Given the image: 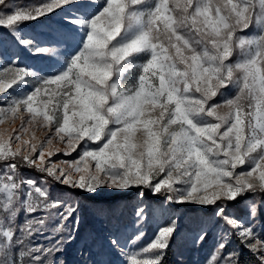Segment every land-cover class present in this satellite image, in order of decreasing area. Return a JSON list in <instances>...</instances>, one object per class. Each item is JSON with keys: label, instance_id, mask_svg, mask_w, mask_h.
<instances>
[{"label": "snow or ice", "instance_id": "snow-or-ice-1", "mask_svg": "<svg viewBox=\"0 0 264 264\" xmlns=\"http://www.w3.org/2000/svg\"><path fill=\"white\" fill-rule=\"evenodd\" d=\"M53 16L44 40L24 32ZM0 29L18 49L0 41V264H64L81 207L53 199L49 181L88 194L138 190L136 233L107 237L126 264H164L174 243L200 247L213 232L205 264H241L245 250L264 264V0H0ZM23 50L56 59L42 75ZM58 152L76 156L52 162ZM149 193L212 215L182 237L167 209L169 222L133 250L146 237Z\"/></svg>", "mask_w": 264, "mask_h": 264}, {"label": "rangeland", "instance_id": "rangeland-1", "mask_svg": "<svg viewBox=\"0 0 264 264\" xmlns=\"http://www.w3.org/2000/svg\"><path fill=\"white\" fill-rule=\"evenodd\" d=\"M13 2L20 6L25 7L28 5H37L44 2V0H37L36 2L31 1L25 4H20L18 0H13ZM59 16H53L51 20H41L40 22H27L24 25V32L26 34H31L36 36L39 40H44L49 31V25H53L56 20H59ZM257 30L255 28H250L247 30L244 35L252 36L256 34ZM0 41L5 42L8 45L10 53L17 52L18 49L13 45L12 39L7 35L6 30L0 29ZM21 60L24 65L31 66L32 68L41 71V74H47L48 71L53 66L55 57H49L47 55L41 54L34 56L28 53L26 50L19 52ZM6 64L3 61H0V70ZM30 90V88L28 89ZM12 90L9 89V92ZM7 93L0 94V99L6 96ZM229 96L235 95V89H232L228 92ZM219 102V101H218ZM19 121H16V124L13 126H18ZM0 127H8V124L0 125ZM37 136L42 138L43 133H37ZM60 148H63L64 145H57ZM79 151V149H77ZM76 156V153L73 152L71 156H65L63 152H58L56 155L51 157L52 162H58L61 160H70ZM22 174L29 179H35L38 182L40 181L43 174L38 173L36 170L29 171L27 168L22 169ZM48 187L51 196L53 199H63L67 201H78L81 207V227L89 221H92L91 218L94 216L96 221V226L90 229L92 235H100L101 238L105 241L104 243L108 247L107 237L110 234L116 233L122 236V238H130L136 233L135 226V216L134 211L136 206L141 202L138 198L136 189H130L127 192H121L111 189L99 190L98 194H88L80 189H70L68 186L55 184L51 181L48 182ZM116 195H121L118 200L113 198ZM96 196L100 199L98 202L97 208L91 210L89 207L92 197ZM110 199V203L109 200ZM143 203L148 206L149 212V221L145 225L146 237L144 240L138 242L134 246V249H138L143 245L147 244L149 239H151L158 227L164 226L169 222L168 215L162 214L163 211L170 209L171 213L178 218V223L180 225L181 236H187L192 233L197 227L196 221L198 218H208L211 217L212 212L211 208L205 209L203 207L194 206V205H176L169 206L164 205L162 198L158 196H152L150 193L146 194L144 197ZM92 205V204H91ZM24 219L23 215L19 217L18 222H22ZM93 220V221H94ZM260 225H264V221L258 222ZM80 233V230H79ZM67 246L66 255L70 259V264H83L84 260H88L89 264H126V260L118 252L110 249L108 257L99 256L98 252L94 250L89 256L87 253L84 256H81V249H83L86 240H81V245L76 246V242ZM215 233L210 234L207 241L200 247H190L186 246L183 241L177 244L172 245L175 250L176 259L178 255L182 254L184 264H205V260L209 256L212 248L215 244ZM37 243H40L37 240ZM44 243H47L44 241ZM236 243L233 242L229 245V250L233 247H236ZM66 258V257H64ZM63 257L59 256V260H64ZM64 262V261H63ZM65 264V263H64Z\"/></svg>", "mask_w": 264, "mask_h": 264}, {"label": "trees", "instance_id": "trees-1", "mask_svg": "<svg viewBox=\"0 0 264 264\" xmlns=\"http://www.w3.org/2000/svg\"><path fill=\"white\" fill-rule=\"evenodd\" d=\"M18 1L20 4H25V3H28L31 1L36 2L37 0H18ZM27 169L29 171L35 170V169H29V168H27ZM120 197H121V195H116L113 198H115L114 200H118V198H120ZM108 200L110 203V199H108ZM99 201H100V199L98 197L93 196L92 201H88V202H90V204H89L90 209L91 210L96 209L97 208L96 204H98ZM91 220L92 221L87 222L86 224H84L81 227L80 233L78 236V241L76 242L77 243L76 246L78 247L81 245V240H83V241L86 240L84 247L87 246V248L90 250V252H93L94 250H96L98 252L99 256H106L105 258H107L110 250L108 249L107 245L104 243L105 241L101 238L100 235H98V234L92 235V233L90 232V229H92L96 226V221L94 220V216L91 218ZM66 249L59 256H61L63 258L66 257L63 260L64 263L70 264V259L66 255V253H68V252H66ZM251 259H252L251 254L245 250L241 256V264H249ZM175 262H176L175 250L173 249V247H171V249L168 251L167 255L164 258V264H175Z\"/></svg>", "mask_w": 264, "mask_h": 264}]
</instances>
